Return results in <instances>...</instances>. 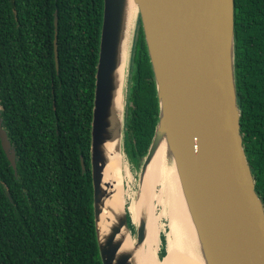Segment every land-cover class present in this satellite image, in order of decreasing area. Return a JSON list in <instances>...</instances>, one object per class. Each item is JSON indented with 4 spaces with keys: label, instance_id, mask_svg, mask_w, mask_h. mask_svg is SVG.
Wrapping results in <instances>:
<instances>
[{
    "label": "trees",
    "instance_id": "obj_1",
    "mask_svg": "<svg viewBox=\"0 0 264 264\" xmlns=\"http://www.w3.org/2000/svg\"><path fill=\"white\" fill-rule=\"evenodd\" d=\"M101 9L102 0H0V127L15 164L0 146V264H100L89 130ZM128 71L122 147L137 166L158 120L140 26ZM233 77L264 210V0H233Z\"/></svg>",
    "mask_w": 264,
    "mask_h": 264
},
{
    "label": "water",
    "instance_id": "obj_2",
    "mask_svg": "<svg viewBox=\"0 0 264 264\" xmlns=\"http://www.w3.org/2000/svg\"><path fill=\"white\" fill-rule=\"evenodd\" d=\"M133 2L158 106V120L139 174L153 155L159 135L164 134L166 155L176 170L204 264H264V210L254 192L239 133L233 77V0ZM122 3L123 0H102L89 130L92 214L100 264H130L131 258L129 253L118 254L120 244L115 240L121 227L130 233L125 207L101 242L96 228L101 182L96 148L110 102ZM53 26L55 29V16ZM134 28L133 25L128 50ZM53 60L56 69L55 34ZM126 74L117 127L123 154ZM0 146L14 170V154L1 127ZM79 162L83 170L81 157ZM143 238L141 220L135 226L134 245L141 244Z\"/></svg>",
    "mask_w": 264,
    "mask_h": 264
},
{
    "label": "bare ground",
    "instance_id": "obj_3",
    "mask_svg": "<svg viewBox=\"0 0 264 264\" xmlns=\"http://www.w3.org/2000/svg\"><path fill=\"white\" fill-rule=\"evenodd\" d=\"M134 16L133 0H123L115 68L110 77L112 85L110 102L99 145L96 148V158L97 156L99 158L97 163L101 168L99 204L97 205L100 214L96 224L99 240L102 241L112 222L122 216L126 203H129L127 209L132 224H138L142 220L144 227L147 226L143 241L137 246L134 245L124 227H121L115 237L120 244L118 254L129 253L131 255L130 264H204L200 244L183 198L176 170L173 163L168 165L166 162L167 147L164 134L159 135L154 153L143 168L142 177L145 172L143 182L150 170L151 176L147 188H144L142 183L141 199L137 201L136 197L126 195L123 189V182H129L127 181V167L123 165V157L119 151L117 127L122 104L124 66ZM157 183L161 184V187ZM159 194H161L163 209L157 212L156 205L160 208V202L156 197ZM139 201L145 202V205H142L143 208ZM165 210L169 217V233L166 237L167 251L164 252L166 257L160 261L154 251L158 250L160 243L157 234L159 217L163 218ZM148 229L150 239L146 238ZM147 240H150V243ZM170 253L172 254L167 256Z\"/></svg>",
    "mask_w": 264,
    "mask_h": 264
},
{
    "label": "rangeland",
    "instance_id": "obj_4",
    "mask_svg": "<svg viewBox=\"0 0 264 264\" xmlns=\"http://www.w3.org/2000/svg\"><path fill=\"white\" fill-rule=\"evenodd\" d=\"M136 20H137V17H134L133 25L135 26V28H134V33H133V36H132V39H131L132 42L130 41L131 42L130 50H128L129 52H128V60H127V63H128L127 74H126V72H124V76L126 74V85H125V87H127V82L129 80V72L130 71H128V70H129L130 59H131L132 51H133V48H134V46L136 44V40H137V36H138L139 25L137 24ZM125 64H126V62H125ZM123 83H124V79H123ZM120 125H121V121H120ZM118 127H119V125H118ZM119 131H120V129H119ZM119 149H120V154L123 157L122 158V162L124 163L123 165H125L127 167V181L129 182V183L123 182V189H124L126 195H128V196L132 195L133 197H136V199L138 201L142 197V192H143L142 191V183H143L144 188H147V184H148L150 176H151V170L145 176V179H144V182H143V177H144L145 172L143 174V177H142V173H143V168L144 167L141 169L140 174H139V169H140V165H141L142 161L137 166L134 165L133 163H131L129 160L126 159V157L122 153V149L121 148H119ZM166 162H167L168 165L171 164V159H170L168 154H167V161ZM158 185L161 187V184H158ZM158 191H159V187H158ZM156 199L160 202V208H158V205H156V211L158 212L160 209L161 210L163 209L162 208V202H161V194H159V196H157ZM162 201H163V197H162ZM140 204H141V206L143 204L145 205V202L144 203L140 202ZM128 205H129V203H126V205H125V211L127 212V215H128V209H127ZM142 208H143V206H142ZM128 218H129V220L127 221V227L129 228V226H130L129 235H130L132 241H134L136 224H132L130 216H128ZM168 220H169V217H168V215L166 213V210H165V215L163 216V218L159 217V227L157 226L158 241H159V235H161L164 242H163V244L159 243L158 244V250L154 251V253L157 254V256H158L160 261H162L163 258L166 257L165 256L166 253L164 255L162 252H165V250L167 249V247H166V239L167 238L166 237H167V235L169 233L168 232V222H169ZM146 229H147V226L144 227L145 233H146ZM146 238L150 239L149 238V229L147 231V237ZM147 241H149V243H150V240H147ZM171 254L172 253L167 254V256L171 255Z\"/></svg>",
    "mask_w": 264,
    "mask_h": 264
}]
</instances>
